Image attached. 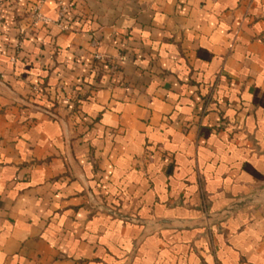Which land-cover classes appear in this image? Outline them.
Segmentation results:
<instances>
[{
	"label": "crops",
	"instance_id": "1",
	"mask_svg": "<svg viewBox=\"0 0 264 264\" xmlns=\"http://www.w3.org/2000/svg\"><path fill=\"white\" fill-rule=\"evenodd\" d=\"M31 6L0 25V264H264V0Z\"/></svg>",
	"mask_w": 264,
	"mask_h": 264
},
{
	"label": "built area",
	"instance_id": "2",
	"mask_svg": "<svg viewBox=\"0 0 264 264\" xmlns=\"http://www.w3.org/2000/svg\"><path fill=\"white\" fill-rule=\"evenodd\" d=\"M32 2L31 10H30V27H37L41 23H48L50 21L49 17H47L43 12H42V6L45 2V0H29ZM4 2L5 0H0V25L3 24L4 22ZM60 16L62 17L65 12L66 8L60 2ZM4 75L2 71L0 70V78H2Z\"/></svg>",
	"mask_w": 264,
	"mask_h": 264
},
{
	"label": "water",
	"instance_id": "3",
	"mask_svg": "<svg viewBox=\"0 0 264 264\" xmlns=\"http://www.w3.org/2000/svg\"><path fill=\"white\" fill-rule=\"evenodd\" d=\"M257 198H261V195H257L256 197H250V198H247L245 200H242V201H239V202H236L233 206H231L230 208L224 210L223 212H221L220 214L222 215H227L230 211H232L235 207L237 206H242V205H245L249 202H252L253 200L257 199Z\"/></svg>",
	"mask_w": 264,
	"mask_h": 264
}]
</instances>
